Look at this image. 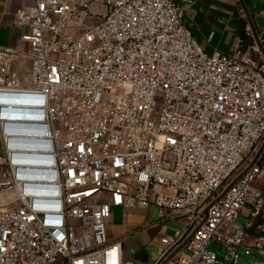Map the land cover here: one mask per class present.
Here are the masks:
<instances>
[{"label": "built area", "instance_id": "built-area-1", "mask_svg": "<svg viewBox=\"0 0 264 264\" xmlns=\"http://www.w3.org/2000/svg\"><path fill=\"white\" fill-rule=\"evenodd\" d=\"M194 1L16 10L29 51L0 44V264H135L108 221L152 205L153 226L184 223L153 264H264V10L237 0L240 44L208 55L183 23Z\"/></svg>", "mask_w": 264, "mask_h": 264}, {"label": "rangeland", "instance_id": "rangeland-1", "mask_svg": "<svg viewBox=\"0 0 264 264\" xmlns=\"http://www.w3.org/2000/svg\"><path fill=\"white\" fill-rule=\"evenodd\" d=\"M237 1V0H236ZM247 10L250 15H256L259 11L264 10V0H244ZM237 15L233 18L222 20V16L216 13H211L215 17V22L219 23L218 29L212 27L217 35L216 41L220 37L236 35L244 29V23L240 20L238 10ZM233 10V8H231ZM95 18L88 22H94ZM184 24L190 26L191 31L197 39L202 34L190 24L191 17H184ZM214 26V25H213ZM1 151V149H0ZM160 219V209L155 206H150L147 209L134 208L131 209L128 216L124 217L122 208H112L111 218L108 221L107 233L110 238H123L125 243V257L127 261H132L135 264H153L157 258L158 252L164 247L161 242V237L173 238L177 230L184 227L183 220L171 219L160 226H152ZM246 222L244 216H240L235 222V228H243ZM210 250L220 251V245L212 243ZM226 250L222 248L220 257H225ZM264 259V254L260 260ZM253 257L246 258V261L252 263ZM225 264H231L226 261Z\"/></svg>", "mask_w": 264, "mask_h": 264}, {"label": "crops", "instance_id": "crops-1", "mask_svg": "<svg viewBox=\"0 0 264 264\" xmlns=\"http://www.w3.org/2000/svg\"><path fill=\"white\" fill-rule=\"evenodd\" d=\"M175 2L178 4H183L184 0H175ZM31 3L32 0H0L1 45L12 46L18 50L29 51V44L22 39V36L25 34L26 30L16 26L14 24V18L15 12L18 8L29 6ZM186 7L187 10L184 17L186 15L191 17L190 24L202 34V36H199L197 39L195 38L194 34L193 37L197 43L203 46L205 52L208 55H212L216 50L228 54L234 53L242 40L244 29L236 35V38L229 35L223 38L220 37L216 41L217 35L212 27L218 29L220 24L215 22V17H213L211 13L221 15L222 20L224 21H226L227 18H233L235 15H237L238 3L236 0H195L192 4L187 3ZM231 8H233V10ZM240 20L243 23L245 22L241 18ZM185 26L191 30L190 26ZM192 33H194L193 30ZM19 61L22 62V59H19ZM25 65L29 66L30 60L27 59L25 61ZM260 257L261 255L259 258Z\"/></svg>", "mask_w": 264, "mask_h": 264}]
</instances>
